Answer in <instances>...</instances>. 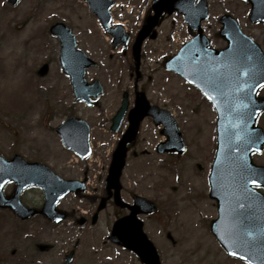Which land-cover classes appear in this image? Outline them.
Segmentation results:
<instances>
[{"label": "rangeland", "instance_id": "rangeland-1", "mask_svg": "<svg viewBox=\"0 0 264 264\" xmlns=\"http://www.w3.org/2000/svg\"><path fill=\"white\" fill-rule=\"evenodd\" d=\"M82 5L78 0H21L16 6H11L7 0H0V149L8 152L23 150L29 157L40 156L58 168L67 163L71 172L69 175H80L84 167L93 163L91 167L96 170L92 177L99 183L100 171L106 173L107 170L106 149L114 139L104 138L102 129L96 127L93 133L94 155L90 160L81 162L61 148L53 131V127L65 118L73 98L66 85L67 79L60 71L58 42L50 35L48 27L56 21H65L72 26L73 21L79 19H94L88 9L81 8ZM146 7L140 9V15ZM237 11L249 32L264 35V24L253 26L248 22V8L242 0H237ZM75 12L79 15L75 16ZM177 20L175 15L163 22L160 27L162 39L170 33L171 21ZM25 25L28 27L18 28ZM250 25L255 28L249 29ZM35 30L38 32L31 36V31ZM182 30L186 31L183 25L179 28V31ZM216 31V28L211 29L210 36L214 37ZM261 38L264 46V36ZM159 42L152 43V47L159 46ZM177 49L174 45L172 53ZM47 58L52 60L51 71L49 76L41 78L36 70ZM103 59L107 62L108 55ZM156 69V86L167 90L172 108L180 117L187 150L179 156L169 157L154 152L151 155H130L123 176L125 196L129 198L130 194L139 193L157 202L159 212L155 217L146 219V229L162 252L165 264H237L227 258L209 227L217 217V203L209 197L208 180L216 141V112L214 110L213 113L204 99L198 96L199 93L186 86L175 74L167 72L158 64ZM88 77L92 78L91 75ZM157 94L160 95L159 92ZM165 96L164 93L162 97ZM78 106L83 107L81 104ZM47 111L50 115L46 117ZM258 125L264 129V114ZM44 149H50L54 154L41 152ZM253 160L264 165V151L255 154ZM160 162L163 168L148 169L153 163ZM108 210L112 211V208ZM106 217L109 218L107 213ZM14 219H3V222H10V245L17 253L13 264H25L21 236L23 223ZM103 233L98 229L87 235L78 253L80 264H85V253L94 251L95 247L91 245L95 242L92 238L97 236L102 240ZM0 249L2 255L8 250L4 234L0 236ZM97 259L95 257L94 260Z\"/></svg>", "mask_w": 264, "mask_h": 264}, {"label": "flooded vegetation", "instance_id": "flooded-vegetation-1", "mask_svg": "<svg viewBox=\"0 0 264 264\" xmlns=\"http://www.w3.org/2000/svg\"><path fill=\"white\" fill-rule=\"evenodd\" d=\"M78 1L82 2L80 0ZM122 1L129 0H121V2ZM153 1L154 0H137L136 5L138 8L146 5L148 7V10H145L141 18L136 17V19L132 16V13H128L125 11L124 6L122 5L124 3L121 4V2L115 1L111 12L112 26L114 27L116 25H123L125 27V31L129 34L127 43L125 45L122 44L116 49L113 48L112 45V36H110L102 27L97 17L96 19L91 20L79 19L73 21L72 28L73 32L76 35L78 46L82 50H84L85 53L91 58L105 64V66H99L97 64L96 66L90 67L87 70L88 75H91L92 77L89 78L90 81L98 79L103 83L104 86V91L101 97L98 99L97 104L87 106L85 103H80L83 107H79L78 101L74 99L73 95V102L67 110L68 115H66V117L70 115L84 116V118L89 122V125H91L90 127H92L93 125L91 133H94L97 127L98 129H102L101 134L104 138L112 137L116 140H119L124 135L129 126V113L131 109H133V107L136 105L137 96H139L140 92H144L146 94L151 104L157 105L172 112V101L170 99H164L165 97H169L167 90L163 91L160 86L157 87L155 79L157 64L159 65L156 59L161 58V61H163L167 56H171L173 52L174 42L172 41L171 35L169 34L164 37V39H162L159 33L156 38H152L150 35L144 40L141 50L139 73H137L136 64L133 60V44L136 40L137 34L146 23L148 16L153 12ZM247 4L249 6V2ZM208 5L211 19L205 21L204 23V26H209L208 29H212L214 27L221 28L223 26V15L228 14L237 17V0H219L218 2L213 3L211 2V0H208ZM85 6L88 7L86 3H83L81 8L85 9ZM74 14L75 16L79 15V13L77 12H75ZM175 15L178 17V20L176 22L171 21V27H173L174 29L171 30V32L176 35L178 32V30L176 29L183 25L186 28V31H181L179 40L181 43L185 44L195 35V32L190 29V26L186 22L185 16L183 14L179 13L178 11L176 12V14L174 12L170 14L165 13L162 16L161 23H163L168 17H173ZM120 17H124L125 22L121 23L115 20V18L119 19ZM138 19L140 20L136 21ZM258 24L259 23H253L252 25L256 26ZM253 26L249 27V29L255 28ZM116 32H119L120 39L122 40L125 33L121 32L120 29H118ZM252 36L256 40H261V37L264 35L260 33H252ZM223 40L225 41V39ZM158 41H160L159 46L152 47V43H157ZM117 52H119L118 55H116ZM159 54L162 55V57H157ZM105 55H108L107 63H105L106 61L105 59H103ZM118 65L120 67H118ZM66 85L72 90V84L70 80L68 81V83H66ZM158 92L160 93V95L157 94ZM164 93L166 94V96L162 97ZM157 97H160V99H157ZM125 100L128 102L127 110L125 112L124 118L119 124L117 132L114 133L112 131L113 118L117 114L118 110L123 105V102ZM164 130L165 128L162 124L158 125L153 117L146 116L141 122L140 130L136 140L133 143L129 144V153L133 154L134 156H138L140 154V151H143V153L145 154H149L150 152L155 151L157 149V145L160 142L165 141V138L163 137ZM161 138L162 140L160 141ZM115 145L116 144L113 143V147H115ZM41 152L54 154L52 151H50V149H44L41 150ZM46 161L48 162L49 160L43 158V162ZM53 168L64 177H73L84 180L87 184V189L89 188L88 195H86L84 198V204L88 208L87 210H84L85 214H80V212L75 210L73 201H67L64 203H60L57 206L58 210H62L67 215L66 220L62 223L53 222L47 219V217L42 213L31 218L32 220L37 219L38 221V227L32 230L37 232L38 242H47L46 244L49 245V249L47 251L39 252V256L44 255V253L50 252L49 259L52 260V264H64L66 261V254L73 250V226H76V222L79 223L81 220H83V227L86 228L85 231H87L88 229L92 230V228H94L99 223V221H101L102 215L109 208V206L113 208L112 213L117 218L126 215L128 213V210L127 208L115 206L113 204L114 202L111 200L108 204V207L99 213L98 220L93 223V215L97 211L101 198L106 194L105 190H103L104 188H101L100 190H93L89 187V179L91 176V171L89 169H85L83 173L76 176L74 174L69 175L71 172H69L70 170L68 168L70 167L67 163H63L59 167L60 169L57 166H54ZM125 192L126 189L125 187H123L122 194ZM41 193L42 196L33 197L32 199H30V202L26 204V206L35 208L37 210H42L45 203V196L43 194V191ZM134 196L135 195H130V197H132V202ZM6 210L10 211V213H14V211L11 209L6 208ZM148 216L149 215H147L146 218L150 219V217ZM67 228L69 233H67ZM99 229L101 230L102 228L100 227ZM7 231V224L0 227V232L2 234L6 233ZM27 231L31 232L29 229H27ZM10 236L11 234H6L7 239ZM109 236L110 234L107 235L106 240L102 239V244L99 245L102 246L106 244L108 251H106V248L104 247L101 249L99 247L96 251L98 252L99 256H102V261L98 263L89 262V264H142L140 258L136 256L132 251L120 247L115 243L109 241ZM32 237L34 238V235H32ZM28 240L30 241L29 237ZM68 242H70L71 244L70 250L66 248V246H68ZM77 242H79V240H77L76 237L75 243ZM37 245H39V243H34L35 247ZM63 246L66 248L65 251ZM62 250L64 251L63 254ZM234 261L236 263L238 262L237 259ZM241 263L247 264L244 261H241ZM0 264H12L11 257L7 256L5 259H1ZM70 264H73V257Z\"/></svg>", "mask_w": 264, "mask_h": 264}, {"label": "water", "instance_id": "water-1", "mask_svg": "<svg viewBox=\"0 0 264 264\" xmlns=\"http://www.w3.org/2000/svg\"><path fill=\"white\" fill-rule=\"evenodd\" d=\"M18 0H10L12 4L17 3ZM177 0H157V7L159 13L171 4H175ZM193 0H190L192 4ZM259 7H262L261 1H256ZM175 8V7H173ZM170 8L169 10H173ZM179 9H183L181 6H178ZM256 8V5H255ZM94 9V7H93ZM95 10V9H94ZM203 14L200 20L204 17H207V8L206 4L203 3ZM258 10V8L256 9ZM192 23V21H191ZM193 28H199V23L192 26ZM69 33V32H68ZM223 34L229 40V47L221 52L215 50L207 49L208 41L207 39L200 34L195 41H202L203 49L206 52H211L210 56L198 57L200 62L196 64L195 72L199 76H204V73H207L209 68L212 69V74L216 78H226L228 80L227 86L221 90V93L224 97L216 96L219 92V87L216 88L213 85H209L203 82L202 78H197L198 80H193L199 86L201 85L202 89L205 91L208 97L215 101L217 109L219 111V139L225 147H230L234 144L233 148L226 150L222 153L223 158L227 162L235 161L238 164V174L230 182L221 179L219 176L217 184H215V178L212 176L213 190L212 196L223 199V193L225 189L219 190V187H224L226 184L229 185V192L226 193L228 198L234 196H242L240 189H245L248 191V195L257 196L251 189V184H258L264 186V168H258L254 166L250 159V153L254 149H260L264 142V136L261 129H258L254 126V122L257 114L260 110L264 109V100L258 101L256 99V90L257 88L264 84V55L261 50L253 44L251 40L245 37L238 26V24L232 20L230 25H226ZM64 52L62 56V61L66 71L72 75L73 83L75 85V90L78 98L88 99V93L84 92V71L88 66V61L78 62L77 65H74L75 59L73 58L74 42L70 37L69 40L64 39ZM82 53V52H79ZM182 56H178L174 59L173 63L169 65L170 68H174L181 73H184L187 77L192 80V76L195 74L193 70L188 68L185 65V62H182ZM205 60V63L201 62ZM208 60L210 61L208 63ZM234 64V68L231 73L227 72L226 75L221 71V66L223 64ZM230 78L237 79V85H230ZM218 83V80H217ZM223 83V82H222ZM231 95L236 98L237 103L232 106L230 105ZM224 101V102H223ZM138 121L140 118L135 119ZM137 124H134V128L137 127ZM133 129L129 131L127 138H132ZM65 143L67 146H71L73 139L65 138ZM125 156H126V147L125 142H121L118 149L114 153L113 161L109 170V175L107 177L106 187L111 190L115 189V197L117 201L119 200V190H120V176L122 169L125 165ZM45 176L53 177L58 182L52 184L48 181V185H44L47 191L48 199L58 200L65 192L72 189L80 191L82 187L76 186V182L60 180L58 177L52 175L48 171H44ZM3 175V176H1ZM6 175L7 177H5ZM9 179H16L19 184V189L28 184H40L41 178L38 179V173L33 167V165L25 163L21 158L16 156L9 162H5L0 156V194L4 183ZM239 182L240 185L233 186ZM27 184V185H28ZM232 187V190H231ZM244 195V194H243ZM4 202V200H2ZM228 202V200H227ZM264 203V202H263ZM3 204V203H2ZM13 206L18 209L22 214L23 209L18 207L16 203H13ZM149 210H153V207ZM239 221L240 217L238 218ZM264 220V217L262 218ZM139 228L138 236L140 240L129 242L125 237H120V241L131 244L135 247H139L143 242L146 243V238L141 231V223H138ZM264 229V225L261 226L260 232ZM214 231L219 237L221 243L227 246L228 250L233 253L236 252L233 249V244H264V233L263 234H254L250 236V232L241 233L237 231L233 224H228L225 230H222V217L215 222ZM118 240V239H117ZM239 251V250H237ZM153 264H159L158 256L154 250L153 257L151 259Z\"/></svg>", "mask_w": 264, "mask_h": 264}]
</instances>
